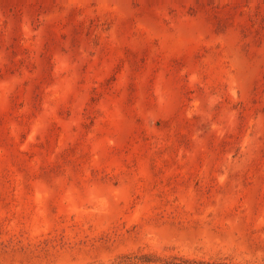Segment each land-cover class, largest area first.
Here are the masks:
<instances>
[{"label": "rangeland", "instance_id": "obj_1", "mask_svg": "<svg viewBox=\"0 0 264 264\" xmlns=\"http://www.w3.org/2000/svg\"><path fill=\"white\" fill-rule=\"evenodd\" d=\"M0 264H264V0H0Z\"/></svg>", "mask_w": 264, "mask_h": 264}]
</instances>
